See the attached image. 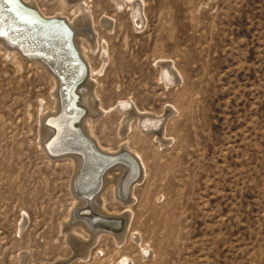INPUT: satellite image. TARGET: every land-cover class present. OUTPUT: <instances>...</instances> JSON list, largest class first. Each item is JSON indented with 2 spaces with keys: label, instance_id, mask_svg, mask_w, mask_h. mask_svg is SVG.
Here are the masks:
<instances>
[{
  "label": "rangeland",
  "instance_id": "rangeland-1",
  "mask_svg": "<svg viewBox=\"0 0 264 264\" xmlns=\"http://www.w3.org/2000/svg\"><path fill=\"white\" fill-rule=\"evenodd\" d=\"M142 1L137 24L129 3L88 0L95 21L110 19L100 76L107 68L108 105L128 99L134 109L164 113L168 138L147 137L133 119L128 140L116 111L90 121V135L104 150L134 148L144 159L132 206L149 250L142 257L133 240L117 251L104 236L92 256L70 264H117L123 255L130 264H264V0ZM37 2L48 13L59 8ZM78 47L84 55L80 40ZM12 52L0 43V264H49L72 257L62 232L72 168L40 144L41 117L56 106L51 76L23 58L17 70ZM158 61L174 71L172 83L159 79ZM104 194L109 211L120 208Z\"/></svg>",
  "mask_w": 264,
  "mask_h": 264
},
{
  "label": "bare ground",
  "instance_id": "bare-ground-1",
  "mask_svg": "<svg viewBox=\"0 0 264 264\" xmlns=\"http://www.w3.org/2000/svg\"><path fill=\"white\" fill-rule=\"evenodd\" d=\"M21 1L24 5L28 6L21 5L22 3H18L17 0H0V21L2 22L0 25V43L9 51H13L12 57L9 59L17 70L22 68L23 58L35 61L34 63H39L51 76L53 81V85L51 87V90H53L52 96L54 97V103L56 106L54 107V112L44 114L41 117L40 144L48 158L51 160H68L72 168V175L69 181V189L72 195V209L69 216L70 219L65 221L62 225V232L70 251H72V257H69L70 259L67 258V260L60 258L59 260H55L53 263L49 264H70L71 260L74 258H78L80 261H85L88 257L92 256L91 254H93L92 251L94 246L99 240H101L100 238L104 236L113 239V246L117 248V251L130 246L133 243V240H136V243L134 244L141 249L142 257H144V255L148 253L149 249L147 246L149 245L143 239L141 232H139V230L135 227V209L134 206H132V201H134L133 199L138 198L136 190L141 187L139 183H141L144 178V174L146 175L147 172L144 159L134 148L131 147L132 149H129L130 147H128V152H130L133 156H136L138 158V163H140L139 167L135 163L128 164L127 180L137 173H140L139 179L131 185L132 190L130 189L128 197L124 193L125 191L118 195L119 181L123 175L124 169L121 165H115L113 168L105 172V185L102 188V191L95 195V197L91 198L96 191V171L101 168L99 166L94 168V165H100L104 162L110 161L111 159L98 156L94 149L90 148L87 142L81 138L76 130L77 126L80 124L82 135L85 134L93 138V136L90 135L93 133V128H91L93 126H90V121L95 120L96 122L100 120L103 115L105 116L110 112L116 111L117 113H120L122 118V136H125L128 140H130V137L128 136L130 130L132 129V121L133 119H137L138 129L142 134L147 137L151 135L153 139L158 140L160 143H164V141L168 138L167 134L164 132V113L158 115L150 112L148 113L146 111H140L136 105V108L134 109L133 104L129 102L131 100L128 99L118 100V102L111 105L107 104L105 98L111 94L104 92L102 80L108 69L106 68L103 76H100V73L104 70L103 63L106 60L104 58L103 49L104 44L107 46L108 44L104 35L108 29L107 26L110 23V19L103 17L101 19L98 18L95 21L92 13L90 14V17V4L88 0H43L46 3L59 7L52 13H48L46 9H44L37 2V0ZM112 2L117 9L124 8L125 5L129 3L132 10V19H134L137 24H143L144 16L142 6L144 3L142 0H112ZM6 3L8 4L10 10L6 9ZM31 7H34L37 11L35 12ZM68 8L74 12L75 16L67 15L66 10ZM40 17L47 19L51 17H67L70 27L74 30L73 39L79 52L81 53V56L85 60L87 75L89 73L88 68H90L89 76L92 78L91 80L87 79L85 82L82 80L77 87L76 91L79 94L80 103L79 99L74 102L71 96L69 99L67 98V90H71V87L75 84L74 82L82 79L80 76V65H75L73 67V70H75L73 74L72 70L69 73V70H67L68 60H66V57L69 58V54L73 55V52L71 53V50H68L67 52L65 47L68 46L67 44L69 39H71V35H69L66 27L61 23H55L54 21L43 23ZM90 18L93 19L92 24L94 29L97 31L98 37L96 46H94L95 44L93 41L94 35L88 28L91 20ZM100 21L102 22V27L98 26ZM82 27H87L84 32L80 31ZM25 38L27 40H22ZM28 39L36 41L40 39V41L43 40L48 43V45L40 46L41 49H38L34 47V45H30ZM78 39L83 44V48L86 52V55H84L86 57H84L81 49L78 47ZM93 47L98 49L96 57L90 53ZM105 49L107 57L110 59L107 47ZM40 50L44 52H40ZM33 53L40 54L43 56V59L38 60L34 58V56H30V54ZM48 55L54 57L56 60H50ZM94 59L99 61L98 64L95 65L92 62ZM158 64L161 70L159 79L163 80L164 84L172 83L176 79L174 71L169 68L166 61H158ZM65 74L68 79V82L66 83V86L68 85V87L66 89V96H63L62 92L59 91V83L63 86L62 81H64ZM93 83L97 84V88H94ZM79 105L83 106L85 111L86 109L88 111L81 122L79 120L81 115V107ZM61 107L63 108V112L57 116L56 114L61 110ZM170 111L171 110L169 109V112ZM76 119L79 120V123H75ZM84 122H86L87 125ZM54 131L55 133L52 136ZM98 147L100 150L110 153H117L120 151H115L119 146L116 149L108 147L109 149L105 150L104 147L103 149L100 147V144ZM124 149L127 150L125 146H123V148L121 147V150ZM71 150H78L81 152L83 157L69 153ZM61 152L66 153L58 155L61 154ZM89 174L92 179L89 178ZM107 189H109L111 202L114 201L113 204L118 205L120 208H113L112 211H109L108 207L104 204L107 200L106 195L104 194ZM139 203L140 201L138 200L136 205L138 206ZM109 217L125 218L123 229L121 231H119V228L109 230L105 226H103L104 228H99L97 226L99 225L97 221L105 220L103 218ZM132 217L133 220L131 219ZM130 220H132V222ZM24 223V220H22L20 228L24 226ZM133 235H135L134 238H132ZM103 250L104 249L100 246H97L95 249L98 253H102ZM132 261L133 259L131 257L123 255L120 257L117 264H130Z\"/></svg>",
  "mask_w": 264,
  "mask_h": 264
},
{
  "label": "water",
  "instance_id": "water-1",
  "mask_svg": "<svg viewBox=\"0 0 264 264\" xmlns=\"http://www.w3.org/2000/svg\"><path fill=\"white\" fill-rule=\"evenodd\" d=\"M17 2L18 3H22L21 5H23V6H28V5H24L23 4V2L21 1V0H17ZM35 12L37 11L34 7H31ZM6 9L7 10H10L9 9V6H8V4L6 3ZM41 18V17H40ZM39 18V19H40ZM42 19V21H43V23H47L48 21H54L55 23H61L62 25H64L65 27H66V29H67V31L69 32V35H71V39H69V42H70V47H71V50L73 51V54H74V61H71V62H73V63H71V62H67L68 63V67H67V70H69L68 71V73L72 70V74L74 73V71L75 70H73V67L75 66V65H80V67H81V72H80V76L82 77V79H80V80H77L76 82H74L75 84H73V86L71 87V90L70 89H68L67 91H68V93H67V95H68V99L70 98V96H71V98H73V101L75 102V101H77L78 99H79V94L77 93V87H78V85H79V83L82 81V80H85V77H86V74H87V72H86V66H85V63H84V61H83V59H82V57L80 56V53L78 52V50H77V48H76V45H75V43H74V30L70 27V25L66 22V20H64L63 18H57V17H51V18H44V17H42L41 18ZM14 47H16V46H14ZM30 56H34V58H36V59H38V60H42L43 59V56H41V55H39V54H36V53H33V54H30ZM63 71L65 72V70L63 69ZM68 82V79H67V76H66V74L64 75V81H62V84H63V86H61L60 88H59V91L60 92H62V95L63 96H66V89H67V87H68V85L66 86V83ZM61 84V83H60ZM70 91V92H69ZM80 106V105H79ZM81 107V115H80V121H81V119H82V117L84 116V114H85V109L83 108V106H80ZM61 112H63V108L61 107V110L57 113L58 115L61 113ZM56 114V115H57ZM57 115V116H58ZM78 119H76L75 120V123H79V120ZM51 127H53V126H51ZM77 133L81 136V138H83L86 142H87V144L90 146V148L91 149H94V151H95V153L98 155V156H100V157H105L106 159H111L110 161H108V162H104V163H102V164H100V169L98 170V172H97V174H96V176H99L101 173H102V171L103 170H106V169H109L110 167L109 166H112V165H121V164H119V163H122L123 165H125V163L123 162L125 159H127L128 161H130V163L131 164H133V163H135L136 165H137V163H136V161H135V159L132 157V155L130 154V152H128V150H120V151H122L123 153H122V155L121 156H119L118 154H114V155H106V153H104V152H102V151H100L97 147H96V145H95V143H94V141L92 140V139H90L87 135H85L84 133V135H82V133H81V126H80V124H79V126H77ZM83 132V131H82ZM55 133V131L52 133V135ZM64 153H66V152H61V154H58V155H62V154H64ZM69 153H71V154H75V155H77V156H79V157H83L82 155H80V154H78L75 150L73 151V150H71ZM54 155H57V154H54ZM126 155V156H125ZM113 166V167H114ZM138 166V165H137ZM108 167V168H107ZM112 167V168H113ZM139 175H140V173H137L136 175H134L133 177H131L130 179H128L127 180V177L125 178V181L123 182V184L125 183V188L130 184V183H132L133 181H135L136 179H138L139 178ZM98 178V177H97ZM96 183H97V180H96ZM123 186V188L121 187L120 188V191L121 192H124L125 191V188H124V185H122ZM96 191H97V189H98V185L96 184ZM127 189V188H126ZM125 194H126V192H124ZM82 197H86V196H82ZM126 197V196H125ZM103 219H105V220H99V221H97L98 223H99V225H97L99 228H104L103 226H105V227H107L109 230L110 229H112L113 230V228L114 229H117V228H119L120 230L119 231H121L122 229H123V226H124V223H125V219L124 218H122V217H117V218H113V217H109V218H103ZM106 229V228H105Z\"/></svg>",
  "mask_w": 264,
  "mask_h": 264
}]
</instances>
